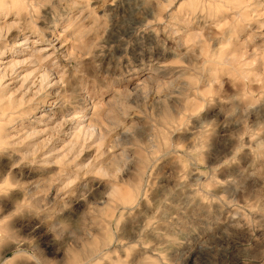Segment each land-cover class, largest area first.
I'll list each match as a JSON object with an SVG mask.
<instances>
[{
	"label": "rangeland",
	"instance_id": "rangeland-1",
	"mask_svg": "<svg viewBox=\"0 0 264 264\" xmlns=\"http://www.w3.org/2000/svg\"><path fill=\"white\" fill-rule=\"evenodd\" d=\"M0 4V264H264V0Z\"/></svg>",
	"mask_w": 264,
	"mask_h": 264
},
{
	"label": "bare ground",
	"instance_id": "bare-ground-1",
	"mask_svg": "<svg viewBox=\"0 0 264 264\" xmlns=\"http://www.w3.org/2000/svg\"><path fill=\"white\" fill-rule=\"evenodd\" d=\"M1 4H0V14H2L4 17L5 16H7V12H2V8H1ZM11 11V10H10ZM12 12V11H11ZM131 14V13H130ZM14 17H15V15H14ZM4 19H6V18H4ZM20 21V20H19ZM6 23V22H5ZM15 24V23H14ZM20 24V23H19ZM19 24H17V25H19ZM3 26H4V23L2 24ZM6 26V25H5ZM8 26V25H7ZM12 26V25H11ZM9 27H10V25H9ZM15 27V26H14ZM3 28V27H2ZM5 28V27H4ZM13 28V27H12ZM2 30V29H1ZM47 30V29H46ZM11 31V30H10ZM16 31V30H15ZM2 32V31H1ZM3 32H4V30H3ZM8 32H9V30H8ZM14 33H16V32H14ZM44 33V32H43ZM2 34V33H1ZM0 34V35H1ZM8 35V34H7ZM7 35H5V38L7 37ZM3 36V35H2ZM23 36V35H22ZM44 36V35H43ZM47 36V35H46ZM44 38V37H43ZM10 40V39H9ZM8 40V41H9ZM3 43H4V41H3ZM4 46V45H3ZM6 47V46H5ZM2 49V48H1ZM45 49V48H44ZM3 50H4V48H3ZM2 50V51H3ZM46 50V49H45ZM42 51V50H41ZM214 52V51H213ZM216 52V51H215ZM1 53V52H0ZM233 55V54H232ZM226 56V55H225ZM231 56V55H230ZM241 56V55H240ZM234 57H235V55H233V59H234ZM237 57H239V56H237ZM227 58V57H226ZM230 58V57H229ZM240 58V57H239ZM225 59V58H224ZM236 59V58H235ZM227 60H228V58H227ZM230 61V60H229ZM233 61V60H232ZM209 62H211V61H209ZM222 62H224V61H222ZM11 63V62H10ZM13 63V62H12ZM227 63V62H226ZM14 64V63H13ZM216 64V63H215ZM8 65H9V63H8ZM7 65V66H8ZM12 66V65H11ZM44 70V69H43ZM46 70V69H45ZM209 70V69H208ZM11 71V70H10ZM4 74V73H3ZM14 74V73H13ZM13 74H11V75H13ZM46 74L47 73H43L42 75V77L43 78H46L47 76H46ZM41 76V75H40ZM2 78H5V75H3L2 76ZM41 79V78H40ZM25 80V79H24ZM2 81H4V80H2ZM45 81V80H44ZM40 83V82H39ZM43 84V83H42ZM8 85H10V83H6V85L4 86V87H2V84L0 85L2 88H0V89H7L6 87H8ZM41 86V85H40ZM6 97H7V95H6ZM10 97V96H9ZM5 98V97H4ZM43 98V97H42ZM44 102V101H43ZM50 102V101H49ZM11 103H9V105H10ZM52 105H54V103H49L48 104V106H52ZM45 107V106H44ZM36 108V107H35ZM37 108H38V106H37ZM51 109V108H50ZM43 112V111H42ZM37 114V113H36ZM40 114V113H39ZM28 115V114H27ZM34 115V114H33ZM50 116V115H49ZM41 121V120H40ZM39 121V122H40ZM56 123V122H55ZM60 123V122H59ZM63 123V122H62ZM61 123V124H62ZM47 125V124H46ZM53 125V124H52ZM55 125V124H54ZM64 125V124H63ZM81 126V125H80ZM55 127V126H54ZM59 127V126H58ZM63 128V127H62ZM54 129V128H53ZM69 129V128H68ZM77 129V128H76ZM10 130V129H9ZM44 130V129H43ZM49 130V129H48ZM59 130V129H58ZM6 131V130H5ZM50 131V130H49ZM55 131V130H54ZM57 131V130H56ZM55 131V132H56ZM60 131V130H59ZM59 131H57V132H59ZM7 132V131H6ZM51 132V131H50ZM68 132V131H67ZM77 132V131H76ZM75 132V133H76ZM79 132V131H78ZM12 133H13V131H12ZM52 133V132H51ZM66 133V132H65ZM9 134V136H10V133H8ZM17 134V133H16ZM50 134V133H49ZM71 134H73L72 132H71ZM77 134V133H76ZM48 135V134H47ZM51 135V134H50ZM8 136V135H7ZM24 136V135H23ZM6 137V136H5ZM70 137V136H69ZM78 138V137H77ZM14 139V138H13ZM70 140V139H69ZM74 141H75V139H73ZM77 140V139H76ZM68 142V141H67ZM68 144V143H67ZM71 145H72V143H71ZM66 146H68V145H66ZM73 147H75V146H73ZM7 148V147H6ZM8 149V148H7ZM37 149V148H36ZM67 149V148H66ZM69 149V148H68ZM68 151H70V150H68ZM17 152V151H16ZM30 152V151H29ZM71 152V151H70ZM36 153V152H35ZM42 153V152H41ZM14 154V153H13ZM53 154V153H52ZM51 156V155H50ZM45 157H47V155L45 156ZM37 160H39V159H37ZM48 161V160H47ZM35 162V161H34ZM50 162V161H49ZM48 162V163H49ZM57 162H59V163H61L60 161H57ZM64 162V161H63ZM22 163V162H21ZM37 163V162H36ZM65 163V162H64ZM20 164V163H19ZM30 164V163H29ZM62 164V163H61ZM72 164V163H71ZM22 165V164H21ZM44 165V164H43ZM63 166H64V164H62ZM31 166V165H30ZM33 166V165H32ZM35 166V165H34ZM48 166V165H47ZM50 166V165H49ZM61 166V165H60ZM24 167V166H23ZM37 167V166H36ZM52 167H54V165L52 166ZM70 167V166H69ZM68 167V168H69ZM39 168V167H38ZM45 168V167H44ZM67 168V167H66ZM65 167H64V169H66ZM67 168V169H68ZM60 169H61V167H60ZM72 169V168H71ZM23 170V169H22ZM25 170V169H24ZM35 170V169H34ZM69 170H70V168H69ZM46 171V170H45ZM57 172V171H56ZM65 172V171H64ZM73 172V171H72ZM36 173H38V172H36ZM40 173V172H39ZM48 173V172H47ZM49 174V173H48ZM37 175V174H36ZM40 176V175H39ZM62 176V175H61ZM70 177V176H69ZM39 178V177H38ZM31 184V183H30ZM32 187V186H31ZM35 187V186H34ZM116 200H117V198H116ZM179 244V243H178ZM100 245V244H99ZM174 245V244H173ZM171 246V245H170ZM169 248V247H168ZM171 248V247H170ZM101 249H100V247H95V248H93V249H91V250H89L88 251V256H86L88 259H87V262H86V264H89L90 262H92V261H94V259L96 258V257H98L99 256V254L101 253ZM86 253V252H85ZM100 259V258H99ZM161 264V263H160Z\"/></svg>",
	"mask_w": 264,
	"mask_h": 264
}]
</instances>
